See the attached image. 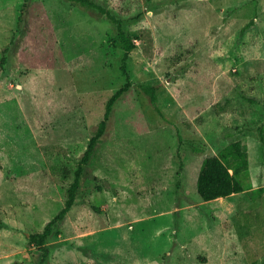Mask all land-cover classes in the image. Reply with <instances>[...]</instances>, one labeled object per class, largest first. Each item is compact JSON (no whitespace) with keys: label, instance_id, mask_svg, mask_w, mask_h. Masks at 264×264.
<instances>
[{"label":"rangeland","instance_id":"374dc122","mask_svg":"<svg viewBox=\"0 0 264 264\" xmlns=\"http://www.w3.org/2000/svg\"><path fill=\"white\" fill-rule=\"evenodd\" d=\"M0 0V264H264V0ZM75 204L43 248L30 235ZM153 98V100H152ZM240 141L246 191L203 201Z\"/></svg>","mask_w":264,"mask_h":264},{"label":"trees","instance_id":"16d2710c","mask_svg":"<svg viewBox=\"0 0 264 264\" xmlns=\"http://www.w3.org/2000/svg\"><path fill=\"white\" fill-rule=\"evenodd\" d=\"M70 2L80 4L88 8L98 9L100 12L117 24L118 38L124 49L123 60L128 58V54L136 48L134 40L126 34L120 25V21L115 19L108 11L98 6L91 0H69ZM5 63V58H1L0 67ZM129 88L127 82L122 88L117 90L107 101L104 118L98 125V130L87 146V149L75 171L74 179L67 191V199L64 207L45 225L42 232L30 235L31 243L43 248V258L47 253L45 246L47 237L51 234L52 228L57 222L61 221L75 204V200L80 188L81 177L84 171V165L88 162L89 157L94 149L98 138L104 133L110 112L118 98ZM153 100V98H152ZM264 142V135L260 136ZM249 178V158L247 152L243 149L240 141H235L225 146L215 156L203 158L196 181L197 194L203 201H213L219 198H225L247 190L243 185L244 179ZM258 193L264 191V187L255 189Z\"/></svg>","mask_w":264,"mask_h":264},{"label":"bare ground","instance_id":"6f19581e","mask_svg":"<svg viewBox=\"0 0 264 264\" xmlns=\"http://www.w3.org/2000/svg\"><path fill=\"white\" fill-rule=\"evenodd\" d=\"M220 199H223V198H219V199H216V200H220ZM215 201V200H214Z\"/></svg>","mask_w":264,"mask_h":264},{"label":"crops","instance_id":"0c3cea01","mask_svg":"<svg viewBox=\"0 0 264 264\" xmlns=\"http://www.w3.org/2000/svg\"><path fill=\"white\" fill-rule=\"evenodd\" d=\"M199 172V171H198Z\"/></svg>","mask_w":264,"mask_h":264}]
</instances>
